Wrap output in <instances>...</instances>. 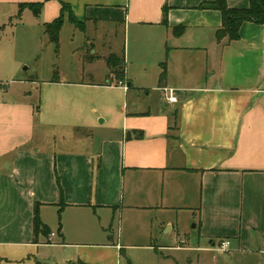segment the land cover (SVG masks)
<instances>
[{
    "label": "crops",
    "instance_id": "0c3cea01",
    "mask_svg": "<svg viewBox=\"0 0 264 264\" xmlns=\"http://www.w3.org/2000/svg\"><path fill=\"white\" fill-rule=\"evenodd\" d=\"M203 1L0 0L1 17L41 2L47 22L68 3L90 61L119 56L124 39L127 79L117 82L107 63L101 73L90 65L77 81L50 82L43 101L0 87V246L50 244L89 263L86 249L121 255L126 240L154 254L197 252L190 261L203 264L229 241L234 252L264 259V24L244 22L238 40L219 42L222 13L200 9ZM37 202L51 229L39 243ZM117 219L125 235L94 242L92 229Z\"/></svg>",
    "mask_w": 264,
    "mask_h": 264
},
{
    "label": "rangeland",
    "instance_id": "374dc122",
    "mask_svg": "<svg viewBox=\"0 0 264 264\" xmlns=\"http://www.w3.org/2000/svg\"><path fill=\"white\" fill-rule=\"evenodd\" d=\"M52 22V21H51ZM44 11L36 14L28 7L16 5L11 13L0 16V87L12 85L16 94H32L33 100L43 97L50 87V82L77 81L90 65H94L98 73L107 65V61L99 56L92 62L91 46L88 44L86 33L69 20L68 14L58 33L50 35L46 32ZM57 36V38L55 37ZM110 45L107 42L105 51ZM108 48V49H107ZM120 57L124 56V39L117 40ZM137 47L130 41V60L132 54L137 52ZM131 64V63H130ZM85 69V70H84ZM88 73V72H87ZM142 100H146L143 93ZM38 104L41 106L40 101ZM49 215H51L49 213ZM194 222L189 227L192 232ZM127 223L120 220L107 230L93 227L94 242H106L108 237H113L115 242L118 236L125 235ZM106 234L104 235V233ZM56 240L59 241L58 238ZM124 249L120 255L111 248H89L90 264H195L190 260L196 258L198 253L184 250L167 251L159 250L156 254L140 247H132L126 240L122 241ZM139 244V243H137ZM176 244V243H175ZM179 245V241H178ZM74 247V246H73ZM76 248H73V251ZM208 253L203 259V264H264V259L255 258L248 254L236 253L232 248L220 249ZM63 248L50 244H18L16 246H0V264H78V257L73 261L66 259ZM214 258V259H213ZM213 259V260H212ZM196 261V259H194ZM86 261V260H85Z\"/></svg>",
    "mask_w": 264,
    "mask_h": 264
},
{
    "label": "trees",
    "instance_id": "16d2710c",
    "mask_svg": "<svg viewBox=\"0 0 264 264\" xmlns=\"http://www.w3.org/2000/svg\"><path fill=\"white\" fill-rule=\"evenodd\" d=\"M20 6L28 7L33 10L37 15L42 12L43 3H22ZM200 9H215L220 10L222 13V25L216 31V38L219 42H232L240 38V28L244 22H253L256 24H264V0H250L248 7L238 8L229 7L227 0H204L200 5ZM164 23L168 22V7L167 5L163 8ZM68 14L69 20L74 23L78 28L83 29L84 25L78 21L75 14L73 13L71 6L68 3H62V9L60 15L52 22L46 23V32L50 35L59 32L65 15ZM184 30V26L175 27L174 32L181 35ZM107 63L110 67L111 73L117 82H125L126 79V62L123 57L117 55H111L107 59ZM163 71L161 73V80L166 77V66L163 64ZM128 83V82H127ZM63 207V201L60 202ZM61 209L59 210V213ZM61 215L59 214V233L62 234ZM51 234V229L46 225L40 216V203L35 204L34 209V242L39 243L40 236L48 237ZM50 243V241H48ZM78 264H89L79 260Z\"/></svg>",
    "mask_w": 264,
    "mask_h": 264
},
{
    "label": "built area",
    "instance_id": "2783aa9c",
    "mask_svg": "<svg viewBox=\"0 0 264 264\" xmlns=\"http://www.w3.org/2000/svg\"><path fill=\"white\" fill-rule=\"evenodd\" d=\"M119 83L126 87V83L125 82L120 81ZM164 92H165V97H166V99L169 102L174 103V102L178 101L177 96H176V94H175L173 89L165 88ZM229 245H230L229 241H223L219 246H220V249L225 250V249H227L229 247Z\"/></svg>",
    "mask_w": 264,
    "mask_h": 264
},
{
    "label": "water",
    "instance_id": "95a60500",
    "mask_svg": "<svg viewBox=\"0 0 264 264\" xmlns=\"http://www.w3.org/2000/svg\"><path fill=\"white\" fill-rule=\"evenodd\" d=\"M55 37L57 38V36L55 35Z\"/></svg>",
    "mask_w": 264,
    "mask_h": 264
}]
</instances>
